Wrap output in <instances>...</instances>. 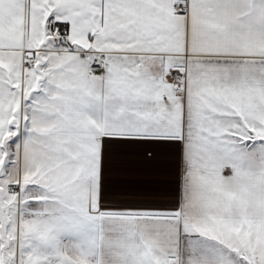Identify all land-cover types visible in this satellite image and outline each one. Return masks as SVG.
<instances>
[{"label":"snow or ice","instance_id":"1","mask_svg":"<svg viewBox=\"0 0 264 264\" xmlns=\"http://www.w3.org/2000/svg\"><path fill=\"white\" fill-rule=\"evenodd\" d=\"M0 264H264V0H0Z\"/></svg>","mask_w":264,"mask_h":264},{"label":"crops","instance_id":"2","mask_svg":"<svg viewBox=\"0 0 264 264\" xmlns=\"http://www.w3.org/2000/svg\"><path fill=\"white\" fill-rule=\"evenodd\" d=\"M144 179H151L152 177H143Z\"/></svg>","mask_w":264,"mask_h":264}]
</instances>
